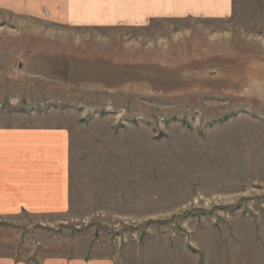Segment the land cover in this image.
<instances>
[{
  "label": "rangeland",
  "instance_id": "1",
  "mask_svg": "<svg viewBox=\"0 0 264 264\" xmlns=\"http://www.w3.org/2000/svg\"><path fill=\"white\" fill-rule=\"evenodd\" d=\"M60 1L0 0V127L69 136V210L15 227L37 248L264 264V0L114 26L68 24Z\"/></svg>",
  "mask_w": 264,
  "mask_h": 264
},
{
  "label": "crops",
  "instance_id": "2",
  "mask_svg": "<svg viewBox=\"0 0 264 264\" xmlns=\"http://www.w3.org/2000/svg\"><path fill=\"white\" fill-rule=\"evenodd\" d=\"M232 1L61 0L53 15L81 26L141 25L151 19L226 17ZM68 146L66 130L0 127V223L11 225L0 226V264H164L161 257L167 264H207L203 254L189 249L126 247L113 253L107 246L85 247L77 241L58 248L39 235L35 247L28 232L15 226L21 215L41 218L69 210Z\"/></svg>",
  "mask_w": 264,
  "mask_h": 264
},
{
  "label": "built area",
  "instance_id": "3",
  "mask_svg": "<svg viewBox=\"0 0 264 264\" xmlns=\"http://www.w3.org/2000/svg\"><path fill=\"white\" fill-rule=\"evenodd\" d=\"M130 223V224H129ZM83 224V225H82ZM82 224H80V225H78V227H83V226H86L85 224V222L83 223V221H82ZM89 224V223H88ZM87 224V225H88ZM123 224H124V226H133V227H135L137 224H140L139 223V220H137V221H134V220H131V221H127L126 219H123ZM105 230H107L106 228H104ZM112 229H114V228H112ZM109 231V230H108ZM107 231V232H108ZM114 232L116 233L117 231H115V229H114ZM132 239H135L133 236L131 237ZM113 241H111L112 242V244L114 245V247H116V248H118L120 245H122V244H126L127 242H128V238L127 237H122V236H113Z\"/></svg>",
  "mask_w": 264,
  "mask_h": 264
}]
</instances>
